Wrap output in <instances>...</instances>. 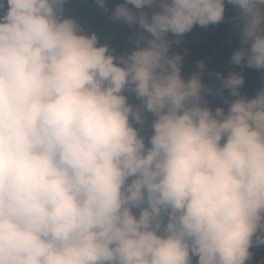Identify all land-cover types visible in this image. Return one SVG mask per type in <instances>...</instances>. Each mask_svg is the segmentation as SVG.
I'll return each mask as SVG.
<instances>
[{
  "label": "clouds",
  "instance_id": "obj_1",
  "mask_svg": "<svg viewBox=\"0 0 264 264\" xmlns=\"http://www.w3.org/2000/svg\"><path fill=\"white\" fill-rule=\"evenodd\" d=\"M69 3L0 0V264H264V0H93L120 54ZM221 23L241 71L185 77Z\"/></svg>",
  "mask_w": 264,
  "mask_h": 264
},
{
  "label": "rangeland",
  "instance_id": "obj_2",
  "mask_svg": "<svg viewBox=\"0 0 264 264\" xmlns=\"http://www.w3.org/2000/svg\"><path fill=\"white\" fill-rule=\"evenodd\" d=\"M122 2V0H108L109 8L111 9L116 4ZM67 15L75 18L85 29L86 32L95 31L100 39L101 43H107L110 48V37L117 30H125L130 33H134L136 29H129L127 25L123 23H114L108 14H102L94 5L93 0H70L69 9L66 11ZM224 35L226 38H224ZM206 36L212 37L202 47H204V60L207 63L208 70L212 72H223L227 75L228 71H241L238 67L233 68L229 64L230 56L233 48L236 47V36L232 30V26L228 30L220 33V29L215 26H211L206 31ZM222 38V41H221ZM134 46V45H133ZM132 46V47H133ZM126 47V46H124ZM199 45L187 44L182 40V44L179 47H174L173 52L181 50L184 52L187 49L188 59H195L197 51L202 49ZM117 54V52H116ZM185 77L188 75L183 74ZM190 75V74H189ZM245 77V85L241 89L242 94L253 96L257 89L264 85V75L260 71L247 69L243 70ZM204 80L206 83L211 84V78L205 75ZM217 86L218 82H216ZM227 95V93H225ZM210 106L215 108L222 106V101L219 98L209 97ZM150 129L146 127L145 133ZM258 255L263 252H257Z\"/></svg>",
  "mask_w": 264,
  "mask_h": 264
},
{
  "label": "trees",
  "instance_id": "obj_3",
  "mask_svg": "<svg viewBox=\"0 0 264 264\" xmlns=\"http://www.w3.org/2000/svg\"><path fill=\"white\" fill-rule=\"evenodd\" d=\"M69 9V4L67 5V10ZM235 14V9L232 8V6H229L228 11L226 12V20ZM211 26H209L208 28H200L199 26L194 27V29L192 30V32L185 34L182 37V40L187 43V44H193V45H199V46H203L208 40H211L212 37H207L206 36V31L210 28ZM217 27L220 29V33L224 32V30H228L231 25L228 23H221L219 25H217ZM133 37V33L129 34V32L125 31V30H116L114 32V34H112V36L110 37L111 40V46L112 49L115 50V52H117V54L122 53L123 51L126 50H130L133 46V44L130 42V39ZM224 38H226V36L224 35ZM222 41V38H221ZM126 46V47H124ZM204 47H202L201 51L200 49L197 51V53L195 54V59H188L185 57V61H184V67H183V74L189 75L191 74L192 71L195 70V62L198 60H204V56H205V52H204ZM176 52H181L183 53L181 50H178ZM206 62V61H205ZM213 81L211 80V83ZM130 102L131 103H137V101L135 100L134 96H130ZM261 255L257 254V258H259Z\"/></svg>",
  "mask_w": 264,
  "mask_h": 264
}]
</instances>
